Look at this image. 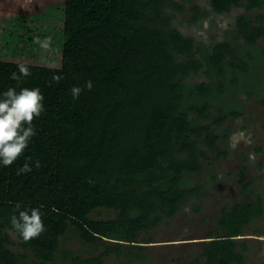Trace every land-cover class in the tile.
Wrapping results in <instances>:
<instances>
[{
  "label": "trees",
  "instance_id": "1",
  "mask_svg": "<svg viewBox=\"0 0 264 264\" xmlns=\"http://www.w3.org/2000/svg\"><path fill=\"white\" fill-rule=\"evenodd\" d=\"M208 1L219 12L245 7L221 40L184 35L167 11L181 8L173 0H65L61 66L24 63L31 75L14 81L19 63L0 60V94L38 87L45 98L24 156L0 165V264H103L125 246L143 248L139 241L152 240H138L140 231L199 194L195 175L227 154L219 143L229 135L225 120L243 112L237 93H255L264 104V14L253 12L264 0ZM256 61L261 73L248 87ZM73 86L83 88L77 100ZM27 157L32 171L16 175ZM243 172L238 168L239 177ZM251 184L243 181L241 190ZM17 203L43 213L46 230L28 243L10 224ZM104 207L116 215L100 216ZM258 218L264 220L259 192L223 204L219 227L200 241L203 264H247L249 245L240 235ZM68 236L91 253L64 246Z\"/></svg>",
  "mask_w": 264,
  "mask_h": 264
},
{
  "label": "rangeland",
  "instance_id": "2",
  "mask_svg": "<svg viewBox=\"0 0 264 264\" xmlns=\"http://www.w3.org/2000/svg\"><path fill=\"white\" fill-rule=\"evenodd\" d=\"M173 1L181 3V8L172 4L167 6V11L174 13L173 24L184 35L206 43L221 40L224 30L233 27L236 16L245 10L244 6L237 5L226 12L215 11L208 0ZM64 4L65 0H0V60L61 66ZM194 5L199 7V12L192 20L196 13ZM253 12L264 14V4ZM37 38L41 41L47 38L50 41L48 48H42L36 42ZM261 69L260 62H254L245 85L254 88ZM203 77L200 74L188 78L196 81ZM237 95L243 112L225 120L230 125L229 135L219 141L227 154L219 158L217 166L205 165L203 171L195 175L201 186L199 194L192 196L173 216L162 217L156 224L140 231L138 240H152L139 241L143 248L125 246L120 255L112 252L105 256L103 264H203L200 241L207 239L209 229L219 227L217 220L221 206L258 192L264 202V104L256 100L255 93L247 95L240 91ZM231 143L237 146L232 148ZM250 153L254 159H250ZM240 167L244 168L242 177L237 173ZM245 180H252L253 191L241 190ZM5 185L0 178V188ZM99 212L104 218L116 215L114 209L105 207ZM92 215L98 216V212L94 211ZM259 227H262L259 234L253 233ZM240 237H247V264H264V220H253ZM13 238H16L14 234ZM63 244L84 255L91 253L74 237L68 236ZM12 247L16 249V245Z\"/></svg>",
  "mask_w": 264,
  "mask_h": 264
},
{
  "label": "clouds",
  "instance_id": "3",
  "mask_svg": "<svg viewBox=\"0 0 264 264\" xmlns=\"http://www.w3.org/2000/svg\"><path fill=\"white\" fill-rule=\"evenodd\" d=\"M36 42L45 49L50 43L47 38L43 41L37 38ZM18 72L19 75L17 72H13L10 79L19 81L21 76L28 77L31 75L28 66L24 63L18 64ZM61 79L62 77L58 75L52 77V81L56 84H59ZM84 87L91 90L93 82L87 81ZM82 91V87L73 86L70 94L74 100H77ZM44 99L38 87H23L19 91L15 87H9L0 94V165L10 167L24 156L25 150L36 135L34 121L40 118L45 111ZM240 136H243V133H240ZM229 146L235 148L237 145L231 143ZM249 157L254 159V155L251 153ZM31 162L32 158L27 157L23 166L17 170L16 175L31 172ZM34 163L37 169L41 167L38 159ZM52 211L58 212L59 210L53 207ZM14 213L18 214H13L10 217V224L23 242L28 243L37 239L45 232L43 213L39 207L21 210L20 203H17Z\"/></svg>",
  "mask_w": 264,
  "mask_h": 264
}]
</instances>
